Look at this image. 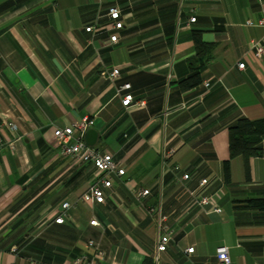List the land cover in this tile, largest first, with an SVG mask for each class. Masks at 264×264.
<instances>
[{"label":"crops","instance_id":"0c3cea01","mask_svg":"<svg viewBox=\"0 0 264 264\" xmlns=\"http://www.w3.org/2000/svg\"><path fill=\"white\" fill-rule=\"evenodd\" d=\"M110 6L122 22L115 43L110 32L85 31L109 22ZM261 19L264 0H0V121L15 126L3 131L14 150L0 146V264H67L90 254L89 239L104 251L101 264L145 255L220 264V246L229 264H264V211L233 207L264 196V140L247 178L243 157L229 158L227 132L241 116L264 118V51L256 57L250 45L264 27L247 23ZM195 35L207 61L200 83L182 88L198 59ZM84 116L94 119V147L124 170L97 206L78 200L96 173L61 155L52 136ZM201 178L208 203L191 206L188 189ZM140 188L148 194L137 197ZM64 201L76 203L62 214ZM157 204L173 230L165 252L155 250V217L141 211Z\"/></svg>","mask_w":264,"mask_h":264},{"label":"built area","instance_id":"2783aa9c","mask_svg":"<svg viewBox=\"0 0 264 264\" xmlns=\"http://www.w3.org/2000/svg\"><path fill=\"white\" fill-rule=\"evenodd\" d=\"M106 16L109 19V22L104 24H98L96 21L85 27L86 32H96V31H107L109 34V42H117L116 32L121 29L122 22L120 20V12L116 6L108 7L106 11ZM194 21L195 17L192 16L189 19ZM248 25L255 27L260 25L264 27V19H261L257 24H253L248 21ZM251 48L254 51V56L259 57L264 51V34L261 37L255 36L250 43ZM238 67L242 68L243 63H238ZM118 74L117 68H112L111 72L108 74V78L113 80ZM210 82H204V86L207 88L210 87ZM128 84L122 86V88H127ZM133 101V96L131 94H126L121 98V104L124 107H128ZM143 104L144 102H137ZM95 125L94 119L88 116H84L80 120L74 121L69 126H64L62 128L55 127L52 130V136L56 140L59 151L61 155L69 157L71 161L80 166H90L96 173V178L89 184L86 191L81 194L78 200L87 202L92 206H97L105 202L104 189H109L111 187V178L113 176H121L124 174L123 168H121L112 158L110 153L99 152L94 146L88 145L84 141V134L88 128H92ZM5 128L14 130L15 126L9 121L2 120L0 121V146L14 150L13 142L7 140L3 137V131ZM175 152V148L171 147L169 150L165 151L163 157L167 158L172 156ZM164 158V159H165ZM181 166L176 164L174 170L180 171ZM188 177L187 173L182 172L180 174V180L186 179ZM207 184V178H201L197 187L193 189H188V195L191 199V206H201L208 203V197L204 194L199 193V189L203 188ZM148 194V189H138L137 197L145 196ZM112 199V198H110ZM76 201L72 204L68 201L61 203L62 210H67L70 206L75 205ZM214 211H219L217 207H213ZM141 211L145 214H150L155 217L156 225V252H165L169 249L168 242L171 238L173 232L172 228L166 223L167 215L162 213L160 210L159 204L141 207ZM56 223L63 222V216L61 214L57 215L54 218ZM89 224L98 225L99 223L95 220H89ZM88 246L91 248L90 256L84 254L79 255L71 259L67 264H101V259L104 256V252L98 246L94 244L92 240L88 241ZM193 247H188L185 249V253H191ZM216 257L220 264H229L230 258L228 254V249L225 246H220L216 249Z\"/></svg>","mask_w":264,"mask_h":264},{"label":"trees","instance_id":"16d2710c","mask_svg":"<svg viewBox=\"0 0 264 264\" xmlns=\"http://www.w3.org/2000/svg\"><path fill=\"white\" fill-rule=\"evenodd\" d=\"M193 41H194V47L196 49V55L198 59L195 60L196 66L193 67L192 74L189 75L187 78H185L181 82L182 88L194 87L200 83V80H201L200 72L204 68L205 63L207 61V57L203 58V55H204L205 49L208 48V46L205 45L197 35L194 36ZM227 132H228L229 158L231 159L239 155L243 157L244 165H245V174H246V177L248 178L249 177L248 159H250L251 157L260 156L262 153V142L264 140V118L256 119V120H249L241 116L227 127ZM227 175H228V168H227V165H225L224 166L225 178H227ZM104 203H101V204H104ZM233 207L236 210H242V211H250V210L264 211V196L259 197V198H247V199H243L239 201L236 200L234 201ZM64 212H66V210H63L62 214ZM59 214L61 213H57V215ZM90 240L91 239H89L88 241ZM88 241L86 243L87 248L91 249L88 246ZM92 241L94 242V244H98V246L101 248L98 241H94V240ZM101 250L103 251L102 248ZM90 253H91V250H90ZM83 254L86 256H90V254L89 255L85 253ZM79 255H82V254H79ZM141 264H156V261L153 256L145 255Z\"/></svg>","mask_w":264,"mask_h":264},{"label":"water","instance_id":"95a60500","mask_svg":"<svg viewBox=\"0 0 264 264\" xmlns=\"http://www.w3.org/2000/svg\"><path fill=\"white\" fill-rule=\"evenodd\" d=\"M98 137V132L94 128H88L84 134V141L91 146H94Z\"/></svg>","mask_w":264,"mask_h":264}]
</instances>
